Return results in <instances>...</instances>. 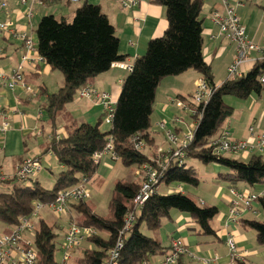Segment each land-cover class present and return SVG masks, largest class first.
Wrapping results in <instances>:
<instances>
[{
  "label": "trees",
  "instance_id": "1",
  "mask_svg": "<svg viewBox=\"0 0 264 264\" xmlns=\"http://www.w3.org/2000/svg\"><path fill=\"white\" fill-rule=\"evenodd\" d=\"M150 2L165 9L167 27L162 37L151 39L144 54L133 61L131 71L122 82L108 130L101 131L102 118L94 125L72 123V127L66 128L65 137L58 140L54 137L56 116L73 101L77 90L87 87L89 81L107 72L113 63L124 62L125 56L119 53V40L114 28L97 5L84 2L75 9L70 22L51 14L40 18L34 30L36 54L51 71L59 72L63 78L62 85L55 93L49 94L41 86L38 88V97L46 95L42 108L52 130L41 155L52 154L63 170L50 190L38 182L25 186L13 180L11 189L0 193V222L4 225L17 227L22 219L30 217L36 204L49 205L59 192L91 181L97 171L94 154L101 152L109 144V139L122 166L144 165L147 156L133 149L131 139L139 134L145 143H153L149 137L151 116L154 113L155 93L163 79L194 70L209 86H214L211 69L202 56V0ZM263 73L264 60L256 62L240 78L224 81L212 93L208 103L198 108L196 115L191 117L198 122L193 142L186 150V158L223 168L225 171L218 173L216 179L228 187L237 183L264 185V158L253 155L245 163L232 155L215 157L211 155L210 147L211 141L220 135L233 112L224 104V97L240 100L253 95L260 97L264 92V85L259 81ZM175 99L188 103L181 96ZM185 166L169 168L164 174V184L197 187L199 180L196 171ZM139 187L140 184L136 182H115L108 202V217L98 216L84 201L71 204L77 214L72 222L96 232L95 236L86 240L91 245L90 249H82L75 258V264H103L107 252L115 245ZM260 204L264 215V201L260 200ZM171 211L187 215L199 227L202 235H214L211 222L218 215L216 207H200L180 192L168 195L156 193L145 202L126 234L118 264H141L159 255L163 250L160 243L141 233L140 227L144 226L147 231L158 230L161 221L169 218ZM244 224L255 232L257 243L264 246V220L245 221ZM54 228L39 219L33 236L36 264H58L54 255L57 237Z\"/></svg>",
  "mask_w": 264,
  "mask_h": 264
},
{
  "label": "crops",
  "instance_id": "2",
  "mask_svg": "<svg viewBox=\"0 0 264 264\" xmlns=\"http://www.w3.org/2000/svg\"><path fill=\"white\" fill-rule=\"evenodd\" d=\"M125 1L79 0L76 5H70L67 0H45L44 5L34 8L32 17L28 20L22 14L19 0H4L6 6L0 8V22L11 23L16 31L28 34L35 42L34 30L41 17L51 14L55 17L65 18L69 16L71 18L75 9L84 2L97 5L115 30L119 40V53L125 56V61L122 63L132 66L133 61L144 54L146 46L151 39L162 37L166 30L167 22L165 9L162 6L152 4L150 0H136V5L123 9L122 2ZM227 4L241 17L246 28L247 38L256 44L263 43L264 0H227ZM214 11H223V5L220 0H202L200 14L202 18V56L204 63L211 69L213 84L219 87L226 81V69L234 57L235 48L234 45L226 40L217 39L218 28L211 21V14ZM23 54V44L19 39L0 34V71L2 73L7 75L10 69L20 65ZM22 68L23 81L30 90L25 91L19 86L11 90L0 83V111L4 110L7 112L11 124L10 130L0 135L2 147L0 152V174L11 177L14 175L16 166L22 160L38 158L41 168L36 177L31 179L28 184L38 182L44 187V185L54 184L63 167L58 164L52 154L41 155L44 147L49 142L52 130L47 115L42 108L46 95L38 97L37 92L41 86L46 89L47 93H55L62 85L63 78L58 72L51 71L42 61H36L35 56L29 62L23 64ZM250 68L251 66L245 67L244 71H248ZM189 71L191 70L177 77L182 78L180 80L186 84L191 83L194 91L195 81L201 75L194 71L198 75L193 74L188 77ZM127 75L128 72L126 70L111 66L107 72L95 77L86 85L93 87L98 92L109 94L113 103H116L122 82ZM184 76H187V79ZM167 78L163 79L158 86L154 101V113L157 114L158 120L162 119L165 122L173 117V111L177 109L171 104V101H173L171 99L174 98L176 100L177 96H181L186 100L190 98V96L185 97V87L181 83L179 84L177 79ZM164 80H171L167 82L175 81L176 83H168L169 85L163 88ZM232 115L225 122V127L228 129L230 137L234 140H242L254 145L255 137L264 132V110H262L260 115L257 114L256 118L252 117L253 123L249 121L247 125L245 123L236 122L232 124V122H228ZM101 116L102 109L98 103L91 99L75 97L56 116L54 134L63 138L66 135L67 123L94 125ZM258 118L261 119L259 127L254 124ZM252 125H255L256 130L254 129V137H249L248 129ZM149 132L151 140L153 139L156 143L158 141V144L162 141V135L159 132L152 130V128ZM253 155L264 158V150L258 151L254 148L250 151L234 153L232 157L246 163ZM116 164L118 162L114 163L109 156H102L98 162L94 178L98 172L105 173L106 176L113 175L117 170ZM99 169L102 171H98ZM210 170L209 175L213 176L214 180L221 182L216 179V175L223 173L225 170L212 164ZM221 183L213 191L215 197L209 198L210 204H208V206L218 209V215L211 222L214 235H202L199 233V227L187 215L178 211L170 212L169 218L161 221V226L158 230L147 231L146 236L157 240L163 248L159 255L149 260V264H156L161 261L169 250L171 240L178 239L190 255L182 256L179 264H203V261L208 259L215 264H264V246L257 243L255 232L244 224L245 221L262 222L264 220L260 204V200L264 201V185L248 186L244 183H237L233 187H228L223 182ZM12 184L13 181H7L2 184L0 193L8 192ZM230 188L249 196L257 195V199L248 204V206L243 204L239 207L237 206V211L241 217L240 222H232L228 215V201L232 199L229 194ZM182 193L184 194L183 191ZM201 204L206 206L203 201ZM70 208L71 206H68L67 213ZM73 219L69 216L68 220L61 226L57 222L53 226L64 234L67 225ZM229 238L234 241L239 253H241L239 255L240 258L230 259L228 249L225 246V242Z\"/></svg>",
  "mask_w": 264,
  "mask_h": 264
},
{
  "label": "built area",
  "instance_id": "3",
  "mask_svg": "<svg viewBox=\"0 0 264 264\" xmlns=\"http://www.w3.org/2000/svg\"><path fill=\"white\" fill-rule=\"evenodd\" d=\"M223 5V11H214L211 14V21L218 28L217 39L226 40L228 43L234 45L235 54L231 64L227 68V80L238 78L245 71V67L253 66L256 62L264 60V42L261 44H256L246 36V28L242 22L241 17L237 15L235 10L227 4V0H220ZM41 4V0H19L22 8V14L28 20L32 17V5L33 3ZM71 4L78 3L79 0H69ZM136 5V0H126L122 2V8L127 9L130 6ZM6 3L4 0H0V8H4ZM264 16V12H263ZM14 27L11 23L0 22V34L7 35L11 38L19 39L23 44L24 54L21 57L20 65L9 70V73L4 74L0 71V83L3 84L8 89H14L16 86H20L22 89L28 90L24 85L22 78V65L29 62L33 56L35 60L41 62V59L36 54V45L33 39L27 38L25 33L16 34L14 32ZM112 66L118 67L131 71L132 66H128L123 63H114ZM259 81L264 85V73L259 78ZM216 90V87L209 86L205 80L198 79L194 84V92L191 97V101L185 103L180 100L171 101V104H175L178 108H185L191 116H195L198 108L205 106L212 93ZM81 96H89L94 98L101 109L104 112V120L107 124H110L113 118L114 105L111 97L107 93L97 92L94 90H89L88 86L82 88ZM200 117V115H198ZM192 119V118H191ZM199 119V118H198ZM178 119L174 118L173 122L178 123ZM192 123L186 125L184 129L178 128V134H175L171 128L176 130L173 126H166L165 122L157 124L162 133V139L165 141V145L158 147V152L156 153L157 158L163 159L158 165L159 174L154 171L150 173V169L147 170L145 174V182L141 185L140 190L133 197L131 204L133 205V210L127 211L125 225H123L121 231L118 234V240L115 247L107 252V258L103 261V264H116L119 257V252L122 249L123 242L126 236V230L134 224V215L138 212L143 204L157 191L155 187L160 178L165 174V172L172 166L178 168L186 165V150L188 146L193 142L194 130L198 120H191ZM171 127V128H169ZM11 128L9 121V115L4 110L0 111V135L7 133ZM249 137H254V128L250 127L248 129ZM104 149L94 154L93 162L97 164L102 156H109L112 161L117 160L115 153L112 150L110 139L108 140ZM132 147L135 151L139 152L142 150V145L140 142V135L136 134L131 139ZM211 155L215 157L232 155L237 152L250 151L256 148L258 151L264 150V132L255 137V143L250 144L246 141L234 140L230 137L228 129L223 130L217 139H214L210 143ZM2 150L0 144V152ZM145 167L142 165L139 167L138 173L143 171ZM40 163L34 158H28L24 160L22 165L16 170L14 178L17 182L29 183L31 179H34L40 170ZM7 178L0 174V187L2 183L6 181ZM229 194L232 199H229V218L232 222H237L240 218V214L236 210L235 198L245 201V204H249L256 200L255 195H246L237 190L230 188ZM87 197V192L85 189V183H80L74 187L68 188L59 192L53 203L49 204L47 207L49 210L57 215L64 213L68 206L71 204H76ZM41 205L38 203L34 206L33 212L28 219H22L20 224L13 228L9 234L0 236V264H36L37 253L33 245V226L30 223L31 219L38 216V211ZM96 234L95 230L88 227H80L74 222L68 224L63 237L62 243L60 244L59 250L62 253L61 264H66L71 257L73 250L81 243ZM171 244V253L166 255L160 262V264H176L178 259V253L183 252V245L179 240H174ZM182 245V246H181ZM226 245L230 249H235L234 241L229 238L226 240ZM243 253V252H242ZM241 253H238V256ZM213 261L210 259L203 261V264H211Z\"/></svg>",
  "mask_w": 264,
  "mask_h": 264
},
{
  "label": "rangeland",
  "instance_id": "4",
  "mask_svg": "<svg viewBox=\"0 0 264 264\" xmlns=\"http://www.w3.org/2000/svg\"><path fill=\"white\" fill-rule=\"evenodd\" d=\"M67 1H68V3L70 5H76L77 4V3L71 4L69 2V0H67ZM44 2H45V0H41L42 5H44ZM35 7H41V4H36L34 2L33 5H32V12L34 11V8ZM56 18L59 19L61 17L60 16H56ZM65 18H67L66 20L68 22H70L72 20V17L69 18V16H67ZM14 32L16 34L22 33V32L16 31V29H14ZM26 37L27 38H31L28 34H26ZM112 67H114V66H112ZM246 72L247 71H245L243 74H241L238 78H240ZM188 73H189V74H187L188 77L190 75L196 74V72H194V70L193 71L191 70ZM21 75H22V78H23V73ZM196 75H198V74H196ZM187 76H184V78L187 79ZM167 79H177V81H179V84L181 83L185 87V91H184L185 92L184 93L185 97H189L190 96V98H188L186 101H188V102L191 101V97L193 96V92H194L193 89H192L191 83L186 84L184 81L180 80L182 78H178L177 76H175V77H168ZM199 79H201V77ZM226 80H227V69H226ZM167 81H171V80H164V82L162 84V85H164V87L163 86H161V87L166 88V85H169L168 83H176L175 81L174 82H167ZM24 85H25V83H24ZM214 87H216V86L214 85ZM26 88L28 89V87H26ZM88 88L91 91L92 90L96 91L93 87H91L89 85H88ZM217 88L218 87H216V90H217ZM23 90H25V89H23ZM28 90H30V89H28ZM25 91H27V90H25ZM103 93H105V92H103ZM75 97L91 99V100L95 101V103H97V101L94 98H92V97H89V96H81V91L80 90H77L76 91ZM171 100L174 101V98L171 99ZM176 100H178V99H176ZM223 101H224V104L226 106H229L230 108L231 107L233 108V111H234L233 112V115L228 120V122H232V124H235L236 122H238V123H245L247 125L249 123V121L252 122V117H255L256 118L257 117V114L260 115L262 113V110H264V92L261 94L260 98H258V96H256V95H253V96H250L246 100L245 99L244 100H240V99H236V98H233V97H230V96H226V97H224V100ZM172 105H174L176 107L175 104H172ZM176 108L177 109L173 111V113H174L173 117H171L170 119H167L169 121H166V122L163 121L162 119L158 120L157 114L156 113H153L152 116H151V126H152L151 128H152V130H156L157 132L162 133V131H160L159 128L157 127V124H159L161 122H165L167 127L174 125V128H176V129H178V128L184 129L186 127V125H189L190 126V124L192 123L191 120H193V122L195 121L194 119H191V117H192L191 114L188 113L187 111H185L186 110L185 108H178V107H176ZM102 112H103V110H102ZM101 118H102V121H101V127H100V129H101V131H107L108 128H109V126H108V124L104 120V112L102 113ZM174 118H176V119L179 120L178 123L177 122L176 123L173 122V119ZM260 122H261V119L258 118L257 121L254 124H256L259 127ZM66 127H72L71 122L70 123H67L66 124ZM251 127H253L255 129V125H252ZM169 128H171V127H169ZM226 129L227 128L224 125L223 130H226ZM171 130H173V132H175V134H178V132H179V130H176L177 132L174 131L173 128H171ZM223 130L221 132H223ZM219 136L220 135H218V137ZM54 137H55L56 140H58L57 138H59V135L54 134ZM50 138H51V136H49V140H50ZM150 140L148 139V141H150ZM164 141L165 140L162 139V141L158 144V141L156 143L152 139V142L153 143H151L149 145V144L145 143L144 138L140 135V142H142L144 144V146L142 145V150L139 151V152L140 153H143V154H145L147 156V162L145 163V167L143 168V171L141 173H138L139 167H137V166L125 167V166H122L118 162V160H115L114 163H117L118 162V164H116L117 170L114 172L113 175L106 176L105 173H99L98 172L97 173V176L94 179H92L88 183H85V189H86V192H87V197L84 198L81 201L86 202L91 207V209H93V211L98 216H100V217H108L109 216L108 202H109V200L111 198V192H112V189H113V186H114L115 182H117L118 180L123 179L127 183L136 182V183L140 184V187H141V185L145 182V174H146L147 170L150 169V173H153L154 171H156L157 172V176H158V174H159L158 165H159V163H161L163 161V159L157 158L158 155H156V153L158 152V150H157L158 147H162V146L165 145V142L166 141L165 142ZM26 159H28V158H26ZM26 159H24V160H26ZM34 159H36L37 161H39L38 158H34ZM24 160H22L16 166L15 172L22 165V163L24 162ZM185 163H186V166H185L186 168L192 167L196 171L197 178L199 180L198 186L197 187H191V186H188V185H185V184H183V185H180V184L165 185L164 184V178H165V176L163 175L160 178L158 184L155 186V187H157L156 188V191H157L156 193H158L160 195H168V194L176 193V192L182 193V191H183L184 194H186L198 206H202V204H201L202 201L206 203L205 204L206 206H208V204H210L209 198H211L212 196H214L213 195V191L215 190V188L217 187V185L222 184V183L214 180L213 179V176H210L209 175L210 172H211V170H210L211 164H203V163L198 162V161H195V160H188L187 158H186ZM96 165L98 166V163ZM98 171H102V170L99 169ZM15 172H14V174H15ZM4 177H5V179L7 178V180L4 181L2 184H5L7 181H13V180H15L14 175L11 176V177H6V176H4ZM23 184L25 186H29L30 185V184H27V183H23ZM52 185H53V183H51L50 185H44V188L47 189V190H50L52 188ZM140 187H139L138 191L140 190ZM255 196L257 197V195H255ZM235 202H236V205L238 207L241 204H243L244 206H248L247 204H245V201H243V200H239V199H236L235 198ZM40 205H41V208L38 211V216L36 218L31 219V221H30V223L33 226V233H32L33 236H34V231H35V228L37 227V223H38L39 219L46 220L47 224L50 225V226H53L55 224V222H57L61 226L63 223L66 222V220H68L69 216L71 218H75L77 216L76 211L72 207L69 209V212L68 213H67V210H66L64 213H62L60 215H57V214L52 213L49 210V208L47 207L48 205H42V204H40ZM130 206H131V212H132L133 205L131 204ZM143 206H144V204H143ZM143 206L141 207V209L138 212L135 213L134 219H136L140 215V212L142 211ZM237 206H236V210H237ZM208 207H210V206H208ZM229 207L230 206L227 207V211H229ZM171 212H174V211H171ZM240 218L237 221L240 222L241 221ZM125 219H126V215H125V218H124V224L123 225H125ZM164 223H166V221H164ZM131 227H132V225L126 230V234H128V232L131 229ZM14 228H16V227H14ZM12 229L13 228H10V227H8V226H6V225H4L3 223L0 222V236L9 234ZM7 230H10V231H7ZM140 231L144 235L147 234V230L145 229L144 226H141L140 227ZM53 232H54V234L57 235V237L55 239V253H54V255H55V261H56V263L61 264L62 253L60 252L59 247H60V244L62 243L63 233L59 229H57V228H54L53 229ZM101 235L103 237L106 236L105 234H101ZM118 237L116 239L115 245L117 243ZM173 242H176V241L171 240V243H170V246H169V250L167 251V253L165 254V256L167 254L169 255L171 253V251H172L171 244ZM115 245H114V247H115ZM225 246L227 247L226 242H225ZM90 247H91V245L88 244L87 241L81 242L73 250V252L71 254V257H69V260L67 261L66 264H75V258H77V256L80 255L81 250L82 249H85V248L86 249L87 248L90 249ZM183 247H184V245H183ZM227 249H228L229 257H230L231 260H234L236 258H240L238 256L239 251H238L237 247H235L234 250L233 249H230L228 247H227ZM178 255L179 256H178V259L176 261V264H179L180 258L182 256L189 255V254H188L187 249L184 247L183 252L180 251L178 253ZM106 258H107V256L105 257V259ZM148 262L149 261H143L141 264H149ZM160 262L161 261L157 262L156 264H160ZM116 264H118V261H117ZM211 264H215V263H211Z\"/></svg>",
  "mask_w": 264,
  "mask_h": 264
}]
</instances>
